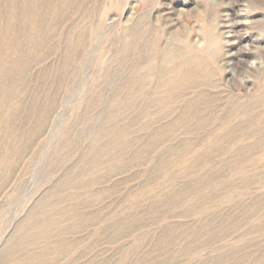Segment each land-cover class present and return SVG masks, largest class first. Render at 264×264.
Returning <instances> with one entry per match:
<instances>
[{"label": "rangeland", "instance_id": "374dc122", "mask_svg": "<svg viewBox=\"0 0 264 264\" xmlns=\"http://www.w3.org/2000/svg\"><path fill=\"white\" fill-rule=\"evenodd\" d=\"M261 63L264 0H0V264H264V107L199 126L183 76Z\"/></svg>", "mask_w": 264, "mask_h": 264}, {"label": "bare ground", "instance_id": "6f19581e", "mask_svg": "<svg viewBox=\"0 0 264 264\" xmlns=\"http://www.w3.org/2000/svg\"><path fill=\"white\" fill-rule=\"evenodd\" d=\"M260 14H258V15H260ZM232 27H231V29H232ZM240 53H241V51H240ZM245 63H246V61H240L239 63H236V64L234 63V65L237 69L238 64H239V67H243V65ZM262 67H263V69H262ZM228 68L231 69L230 67H228ZM165 69H169L168 63H167V66L165 67ZM246 69L249 71H253V72L255 71V70H253L255 68L250 67V66L247 67ZM256 70L261 71V73L263 74L264 73V64L262 66V63H261L256 68ZM197 73H198L197 70L196 71L195 70H188L187 72H185L183 74V76L185 77V80L187 81V82H185V85H187L185 87L186 89L195 87V84H197V85L203 84L208 88H210L212 85H214L216 88L215 93H211V94L207 95L206 93L201 92V93L197 94V96H195L192 100L189 101L185 116L189 115L192 118L199 117L197 125H199V126H204L207 124L210 125V123H213V121L215 119H218V121H215V122L219 123L220 127H225L228 125H235L234 128L239 129V128L243 127L245 124H247V122H245V121L240 122V120H237L238 119L237 115L242 113L243 109L257 110V109L264 107V92L261 94V96L257 97L256 99H255V97L254 98H241V97L230 98V96H224L223 95V93H224L223 87H219L218 85H216L213 82L214 81L213 80L214 74H213V70L210 67H207L202 71V76L199 77V79H197L198 78ZM229 76H230V73H229ZM230 79H231V77L229 78V81H234V78H233V80H230ZM177 82H178V80H176L175 84L172 85V87H171L172 89L179 88V84H178L179 82L178 83ZM173 86H175V87H173ZM217 88H218V90H217ZM222 101H224V102L222 103ZM105 153H106L105 149H102L99 152L100 155H104ZM42 208L44 210L47 209L45 203H42ZM31 219H30V221L27 220V222H25L24 225L21 227V231H20L18 237L13 238L14 239L13 243L21 242V243H26V244H36L38 242L39 236L37 238V236H29L27 234L28 229L30 228V225H31ZM52 226H53L52 222L49 221L46 217H44L43 221L40 222V227L45 229L46 231H49ZM37 264H40V263H37Z\"/></svg>", "mask_w": 264, "mask_h": 264}]
</instances>
